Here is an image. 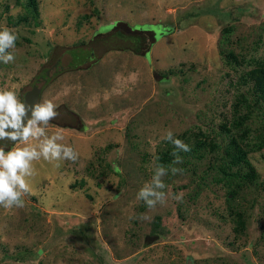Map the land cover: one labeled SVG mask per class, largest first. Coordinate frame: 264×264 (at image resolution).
<instances>
[{"label":"rangeland","instance_id":"1","mask_svg":"<svg viewBox=\"0 0 264 264\" xmlns=\"http://www.w3.org/2000/svg\"><path fill=\"white\" fill-rule=\"evenodd\" d=\"M35 1L31 15L0 0V30L18 37L0 91L23 103L45 79L46 135L78 159L32 162L23 207L0 206V264H264V111L243 78L264 61V0ZM168 131L191 151L149 208L137 194L174 149ZM232 140L246 156L225 175Z\"/></svg>","mask_w":264,"mask_h":264},{"label":"clouds","instance_id":"2","mask_svg":"<svg viewBox=\"0 0 264 264\" xmlns=\"http://www.w3.org/2000/svg\"><path fill=\"white\" fill-rule=\"evenodd\" d=\"M17 38L12 29L0 30V61L3 63L14 62L15 56L8 50L15 47ZM55 109L56 105L51 101L34 105L31 110V118L25 125L23 122L27 116L25 103H21L16 93L11 90L0 91V139L8 138L11 141L27 145L7 153L3 148H0V206L5 209L23 207L22 196L29 190L25 177L33 174V161L39 160L41 157L50 162L62 160L75 162L78 159V153L71 146L57 142L64 139L62 135L58 133L51 136L46 135V126L58 115ZM6 129L12 131L9 132ZM164 139L174 145V163H182V157L177 153L191 151L189 145L176 139L171 131L166 133ZM29 140L39 141V144H28ZM56 166L58 167L59 164ZM168 171L169 169L163 166H157L151 181L139 190L137 199L144 201L149 208H154L158 203H165L167 194L163 189L166 185L162 178L168 174ZM181 171L179 168H171L174 175ZM173 198L181 201L183 194H176ZM140 218L149 219L143 215Z\"/></svg>","mask_w":264,"mask_h":264},{"label":"trees","instance_id":"3","mask_svg":"<svg viewBox=\"0 0 264 264\" xmlns=\"http://www.w3.org/2000/svg\"><path fill=\"white\" fill-rule=\"evenodd\" d=\"M30 8L27 10L29 11V13L31 15H34L36 13H38L37 7H36V1L35 0H28ZM19 22L23 21V20H27L26 17H19L18 18ZM166 31L169 33V31H172V28L168 27L166 28ZM134 35L138 37V39L140 38L141 40V35H143L144 37H146V41L144 43V46H149L152 45L156 38H155V33L152 31H143L142 34L138 33V32H134ZM135 45V44H134ZM141 46V47H144ZM136 47H138L136 50H134L131 46V44L129 43L128 47H125V49H131L133 51L139 52L137 50H139L140 45H136ZM122 49V48H121ZM147 51V50H146ZM231 57H233L232 53L227 54ZM244 78V82L245 83H250V89L251 92L253 94V96L251 97V102L249 103L248 107H256L257 109H260L262 111H264V61L263 62H257V66H255L254 68L250 69L249 72L245 73ZM230 145L233 149H236V151L230 150ZM230 145L227 147L226 149V154L229 157L228 163L226 164H222L221 165V171L224 172L225 175H231L230 173H228L226 171V169H228V167L230 166V164H240L245 160V151L240 150V148L237 146V143L235 140H232ZM239 149V150H237ZM175 149H169L166 150L161 156H159L158 159V164L160 166L166 167L168 164L172 163V161L174 160L175 156L173 155ZM180 152H178L177 154H180ZM252 175V174H251ZM160 216H156V220L154 222V228L158 226V220H159ZM155 231V230H153ZM156 233V231L154 232Z\"/></svg>","mask_w":264,"mask_h":264},{"label":"water","instance_id":"4","mask_svg":"<svg viewBox=\"0 0 264 264\" xmlns=\"http://www.w3.org/2000/svg\"><path fill=\"white\" fill-rule=\"evenodd\" d=\"M48 77H51V74H48ZM45 83V79L37 80L33 84V89L29 93H26L23 97V103H25L26 110H27V116L24 118V124H27V120L31 118V110L34 105L38 104L39 95L41 91V87ZM6 131L11 132V129H6ZM17 141H11L8 138L0 139V146L3 147H11L13 146Z\"/></svg>","mask_w":264,"mask_h":264}]
</instances>
